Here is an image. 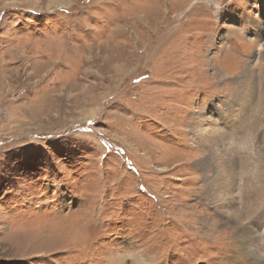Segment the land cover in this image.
<instances>
[{"label":"rangeland","instance_id":"374dc122","mask_svg":"<svg viewBox=\"0 0 264 264\" xmlns=\"http://www.w3.org/2000/svg\"><path fill=\"white\" fill-rule=\"evenodd\" d=\"M205 1L0 0V264H219L187 212L264 154V8Z\"/></svg>","mask_w":264,"mask_h":264},{"label":"bare ground","instance_id":"6f19581e","mask_svg":"<svg viewBox=\"0 0 264 264\" xmlns=\"http://www.w3.org/2000/svg\"><path fill=\"white\" fill-rule=\"evenodd\" d=\"M205 2L208 3L207 0ZM254 2L257 3L259 10L264 8L263 0H255ZM195 3H197V1H195ZM263 45L264 42L260 44L258 48L260 49ZM115 69L118 70V68ZM260 93L262 94L261 101L264 102V89H261ZM256 120L258 119H255V123H257ZM222 134L218 135L217 138L220 141L224 140ZM248 134H250V132H248ZM251 138L252 136H248L246 139L243 138L245 139L244 142L242 140L240 141L239 147L242 156H238V159L235 161L236 168H239L237 170H226V174L227 176L229 175L230 178L228 177V179H230V181H228L226 176L220 171L221 169L217 170L215 172L216 176H212L217 182H207L206 185L204 184L205 186L200 194V199H198L195 204L191 205L192 209L187 212V215L191 218H196L195 223H197L201 229L205 230L202 232L201 236L197 235L202 240V243H214L216 246L219 244L221 245L219 248L222 254H220L217 259L219 264L222 263L221 259H224L223 264H230V262H232V260L230 262L227 261V253L229 251H233L235 254L234 259H236V263L238 264H256L259 260L264 261V221H262L264 217V154L256 152L252 144L253 139L251 140ZM239 147L237 146V148ZM213 148L212 151L217 150ZM216 155L215 153L213 156L212 152V154L204 156L201 161L206 162L207 160L208 162L210 159L216 160ZM217 156L222 157V154L219 153ZM197 164H199V161ZM247 164H249L248 167L251 169L249 175L246 173L248 170L244 171V167ZM202 168L205 167L203 166ZM211 169L213 168L203 171L208 172L211 171ZM241 183L246 185L248 183V188L237 190L236 184L239 185ZM208 185L209 189H207ZM236 196L243 198V207L237 204ZM206 204H209L211 208L208 209L204 206ZM199 212L201 215H198ZM231 227H234L235 231L230 229ZM219 239L224 240L220 242L218 241ZM256 242L259 243L258 247L253 246ZM237 248H239L238 251L236 250ZM212 251L214 252V249ZM216 252L214 253L216 254ZM211 256H209V258ZM120 264L140 263L135 259H129L128 262L123 260L120 261Z\"/></svg>","mask_w":264,"mask_h":264}]
</instances>
